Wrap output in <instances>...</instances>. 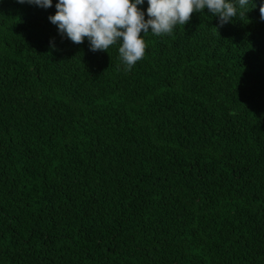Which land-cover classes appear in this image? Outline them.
<instances>
[{
	"label": "trees",
	"instance_id": "obj_1",
	"mask_svg": "<svg viewBox=\"0 0 264 264\" xmlns=\"http://www.w3.org/2000/svg\"><path fill=\"white\" fill-rule=\"evenodd\" d=\"M251 2L223 27L204 9L145 35L129 71L119 44L59 35L58 0H0V264H264Z\"/></svg>",
	"mask_w": 264,
	"mask_h": 264
},
{
	"label": "clouds",
	"instance_id": "obj_2",
	"mask_svg": "<svg viewBox=\"0 0 264 264\" xmlns=\"http://www.w3.org/2000/svg\"><path fill=\"white\" fill-rule=\"evenodd\" d=\"M40 8H51L52 0H19ZM145 0H58L57 11L49 16L56 25L58 34L67 36L74 44L80 45L85 38L90 51H105L119 44V59L126 70L141 60L145 54L144 36L168 34L175 25L185 26L194 12L208 9L218 17L219 26L243 17L249 5L256 7L251 0H147L145 12L138 8ZM260 18L264 21V4L260 6ZM217 32L218 29L214 28ZM150 30V31H149ZM143 33V36H141ZM219 34V32H218ZM54 48V41L50 42Z\"/></svg>",
	"mask_w": 264,
	"mask_h": 264
}]
</instances>
